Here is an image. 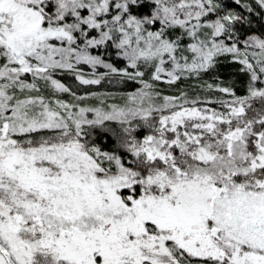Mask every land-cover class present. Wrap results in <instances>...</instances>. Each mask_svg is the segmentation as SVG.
Returning a JSON list of instances; mask_svg holds the SVG:
<instances>
[{
	"label": "snow or ice",
	"instance_id": "obj_1",
	"mask_svg": "<svg viewBox=\"0 0 264 264\" xmlns=\"http://www.w3.org/2000/svg\"><path fill=\"white\" fill-rule=\"evenodd\" d=\"M0 264H264V0H0Z\"/></svg>",
	"mask_w": 264,
	"mask_h": 264
},
{
	"label": "trees",
	"instance_id": "obj_2",
	"mask_svg": "<svg viewBox=\"0 0 264 264\" xmlns=\"http://www.w3.org/2000/svg\"><path fill=\"white\" fill-rule=\"evenodd\" d=\"M233 7H235V5H233ZM257 27L259 25H256ZM236 66L235 65H229V64H224L220 67L219 69V73L222 79H224L225 81L230 80L233 78V73L235 71ZM87 70V69H86ZM205 79L207 80L208 77L206 76ZM163 87V85H162ZM117 88H119L121 91H127L130 90L128 88H125L123 86H113V85H108L107 83L104 84L103 87L100 86H93L92 90H97V91H106V90H110V91H115L117 90ZM83 91V89H82ZM213 96H218V93H213Z\"/></svg>",
	"mask_w": 264,
	"mask_h": 264
}]
</instances>
